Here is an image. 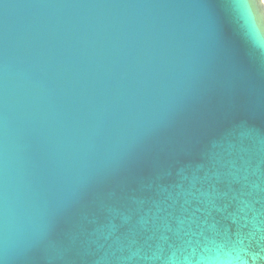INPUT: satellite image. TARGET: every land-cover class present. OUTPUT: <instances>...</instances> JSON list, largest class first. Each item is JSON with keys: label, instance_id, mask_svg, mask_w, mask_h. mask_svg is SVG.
<instances>
[{"label": "water", "instance_id": "95a60500", "mask_svg": "<svg viewBox=\"0 0 264 264\" xmlns=\"http://www.w3.org/2000/svg\"><path fill=\"white\" fill-rule=\"evenodd\" d=\"M217 260L264 264L262 0H0V264Z\"/></svg>", "mask_w": 264, "mask_h": 264}, {"label": "clouds", "instance_id": "9594fccd", "mask_svg": "<svg viewBox=\"0 0 264 264\" xmlns=\"http://www.w3.org/2000/svg\"><path fill=\"white\" fill-rule=\"evenodd\" d=\"M246 5H240V8H243ZM210 264H231V261H225V260H217V261H211Z\"/></svg>", "mask_w": 264, "mask_h": 264}, {"label": "bare ground", "instance_id": "6f19581e", "mask_svg": "<svg viewBox=\"0 0 264 264\" xmlns=\"http://www.w3.org/2000/svg\"><path fill=\"white\" fill-rule=\"evenodd\" d=\"M263 4H264V0H262Z\"/></svg>", "mask_w": 264, "mask_h": 264}]
</instances>
